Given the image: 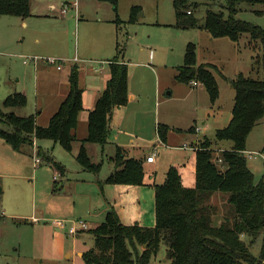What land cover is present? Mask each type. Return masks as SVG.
<instances>
[{
	"label": "rangeland",
	"instance_id": "1",
	"mask_svg": "<svg viewBox=\"0 0 264 264\" xmlns=\"http://www.w3.org/2000/svg\"><path fill=\"white\" fill-rule=\"evenodd\" d=\"M51 5L55 8H50ZM226 5L227 0H188L186 9L202 25L208 10L225 12L227 17ZM135 6L141 7L144 15L139 24L132 25L128 22ZM64 9L68 10L66 15L61 13ZM261 10H264L262 5L243 4L236 18L264 28V14H257ZM30 13L25 19L0 17V110L3 113L34 116L39 126L46 127L67 96L72 64L80 67V86L85 85L83 89H88V94L93 92L103 74L102 61H112L117 56V52L107 56L100 49L102 38L113 36L112 44L123 51L120 61L134 70L132 89L139 96V102L130 107L133 111H129L128 125L121 127L116 138L124 142L138 138L155 143L158 125L167 128V145L160 144L156 149L155 145L126 148L127 157L143 161L144 171L149 179L153 177L155 185L165 182L171 166L192 163L195 150L190 147L204 137L212 141L217 152L233 148L231 141L216 139V131L227 127L232 118L235 90L229 80L240 74L263 79L262 70L253 66L254 53L247 39L242 40L239 48L229 38L216 39L201 29H177L174 0H118L116 11L110 3L100 0H32ZM100 18L114 22L115 25L108 27L109 33L98 29ZM117 19L122 21L120 25L116 24ZM190 43L196 46L198 66L216 67L213 74L219 96L214 103L202 83L194 87L174 80L176 70L184 65ZM76 57L80 62H72ZM52 58L65 60L62 70H57V64L44 63ZM33 59L38 60L39 69L31 62ZM158 85L161 94H157ZM168 92L170 98L166 96ZM15 93L26 95L25 107L5 106L6 99ZM85 111L79 115L77 140L70 150L41 139L17 152L0 138V178L4 192L0 264H87L82 254L95 247L90 233L95 224L84 214L88 211L87 201L74 195L87 193L93 199L94 210L97 213L102 210L99 200L106 202L110 187L106 180L115 169L112 159L117 146L83 142L88 137V119L82 120ZM135 118L143 120L141 125L134 124ZM191 127H196L197 136L188 132ZM0 129L13 131L1 120ZM185 144L188 149L181 148ZM82 145L92 162L101 165L98 174L83 170L78 162ZM35 151L41 153L38 157L42 163L38 165H35ZM150 153L156 154L154 164L146 162ZM245 154L255 183L261 182L264 180V119L250 131ZM54 163L64 167L65 175L57 172ZM154 190H150L153 196ZM224 199L220 196L212 199L222 213L226 208ZM220 217L221 214L217 218ZM56 221H87L89 229L72 236L66 230L56 229ZM247 240L248 243L250 239ZM262 244L261 238L251 249L255 257L259 256ZM164 259L165 248L156 264Z\"/></svg>",
	"mask_w": 264,
	"mask_h": 264
},
{
	"label": "trees",
	"instance_id": "2",
	"mask_svg": "<svg viewBox=\"0 0 264 264\" xmlns=\"http://www.w3.org/2000/svg\"><path fill=\"white\" fill-rule=\"evenodd\" d=\"M110 3L117 10L118 0H100ZM188 0H174L176 28L201 29L213 38H229L239 48L242 40H248L253 50V63L260 68L263 79H252L243 74L229 80L235 90L232 118L227 127L216 131L218 141H231L229 151H215L213 143L204 137L196 143L192 163L171 166L166 180L154 185L156 200V225L138 223L125 225L117 211L111 208L105 220L95 229V247L83 254L87 264H156L165 248L161 264H258L264 262V180L255 183L248 167L246 144L250 131L264 119V28L237 19L243 4L262 5L264 0H227L225 12L208 10L201 25L193 12L186 9ZM31 0H0V17L15 16L23 19L31 16ZM190 13V14H189ZM264 14V10L257 11ZM144 15L141 7H133L129 24H139ZM122 21L117 19L116 24ZM123 53V51H122ZM122 53L117 45V56L110 62V78L88 117V137L84 143L105 147L110 143L112 126L117 110L130 101V66L120 61ZM212 64L197 65L196 46L190 43L185 53L184 65L177 69L178 83L190 85L202 83L214 103L219 88ZM69 91L46 127L37 124L36 117H19L0 110V120L11 127L12 132L0 129V138L19 152L25 145L48 139L68 150L77 140L78 118L84 111L85 89L80 86V67L73 65L69 73ZM27 97L23 93L10 95L5 102L8 108L25 107ZM181 131V130H179ZM160 142L167 139V128H157ZM196 134L194 127L188 131ZM126 149H116L114 172L108 177V185H145L146 173L141 159L126 156ZM40 151L38 155H40ZM83 170L98 174L101 165L92 162L85 146L77 156ZM58 173L65 175L64 167L54 163ZM155 182V180H154ZM3 187L0 178V217L3 215ZM215 196L224 199L222 213L212 203ZM222 215L218 219V215ZM82 233L81 231L78 233ZM262 238L258 257L251 249ZM247 239H250L248 241ZM260 261V262H259ZM264 264V263H263Z\"/></svg>",
	"mask_w": 264,
	"mask_h": 264
},
{
	"label": "crops",
	"instance_id": "3",
	"mask_svg": "<svg viewBox=\"0 0 264 264\" xmlns=\"http://www.w3.org/2000/svg\"><path fill=\"white\" fill-rule=\"evenodd\" d=\"M50 8L54 9L55 6L51 5ZM65 19H67V18H65ZM97 23H99L98 29L101 31H104L106 34L111 31L108 28L109 25L110 26L115 25L113 21H108V20L104 21L101 18L99 19V21H97ZM78 27H80V26H78ZM112 39H113V36L112 37L108 36L106 38H102V40H101L100 49L103 51H106L107 56H112L111 54H115L117 52V47L115 48V45L112 44ZM52 59H54V58H52ZM55 60H57V62H59L58 65L61 66L60 70H62V68L65 65L64 64L65 60L60 59V58L55 59ZM62 60H64V61H62ZM72 62H77V63L80 62L79 57L72 59ZM110 62H111L110 60L102 61L101 71L103 72V74L99 77L98 82L93 87L94 88L93 92L88 94V89H85V93L83 96V103H84V108L86 109V111H85V116L82 117V120L88 119L89 112L94 109L96 102H97V99L101 96V94L103 93V91L106 88L107 82L110 78ZM44 63L47 64L46 61H44ZM25 65H27V64H25ZM36 65L37 64H35V66ZM39 65L36 66V69H39ZM74 65H76V64H74ZM71 66H73V64ZM129 66L131 68L130 69V74H131L130 101L126 107L121 108V109L117 110V112H116L115 120H114V123L112 126L113 129H112V133H111V140H110L109 144H115L117 147L120 146V147H123L125 149L132 147V146L135 147V146H147V145H150V146L155 145V146H153V148L156 149L160 146V144L167 145L166 142L165 143L160 142L159 136H158V141L155 143H149L143 139H138V138L135 140H131L130 142L129 141L124 142V141H122V139L120 137L116 138V136L120 132L121 127L122 126L124 127L125 123H126V125H128V114H129V111L132 110V109L130 110L131 105L139 102V100H138L139 96H137L133 92V89H132L134 70L132 69L131 65H129ZM57 70H59V69H57ZM176 72H177V70H176ZM175 76H176V74H175ZM175 76H174V80L176 81ZM68 82H69V79H68ZM84 87H85V85L83 86V88ZM194 87H199V83L197 86H194ZM68 91H69V84H68ZM67 94H68V92H67ZM157 94H161V87L159 85L157 86ZM166 96H167V98H170L171 92H168L166 94ZM134 122H135L134 124L141 125L143 120H139L138 118H135ZM174 131H179V130L174 129ZM157 134H158V132H157ZM192 135L197 136V132H196V134H192ZM167 139H169V138L167 137ZM167 139H166V141H167ZM115 140H117L116 143L114 142ZM191 147H194V146H191ZM154 154L155 153H150L147 156V158L149 156L154 155ZM155 162H156V159L153 163H149V162H147V163L148 164H154ZM98 179H99V177H98ZM154 185H155V183H154L153 177H151L149 179L148 176L146 177L145 185L142 187H135V186H128V185H114V186L110 185V187L107 188L108 189L107 190V196L104 194L105 198H106V202H102L101 199L99 200L101 202V206H102V210L99 213H97L94 210L93 199L87 193H86L87 196L86 195L78 196V194H75L74 196L75 197H83L85 199V201H87L86 202V208L88 209V211H85L84 214L91 220V221H89L90 223L95 224L94 229L96 227H98L105 220L107 212L110 211L111 208H114L117 211L121 221L125 225H133L135 223H138L142 226L154 227L156 225V200H155V190H154L155 187H154ZM152 188L154 190V196L151 194L153 192L150 193V190ZM89 222H87V225ZM89 226H90V224H89ZM56 229H58V228H56ZM82 256H83V254H82Z\"/></svg>",
	"mask_w": 264,
	"mask_h": 264
},
{
	"label": "built area",
	"instance_id": "4",
	"mask_svg": "<svg viewBox=\"0 0 264 264\" xmlns=\"http://www.w3.org/2000/svg\"><path fill=\"white\" fill-rule=\"evenodd\" d=\"M67 12H68V10L67 9H64V10H62L61 13H62V15H66ZM31 62H34L35 64H37L38 63V60L37 59H33V60H31ZM25 63L27 64L28 61H25ZM46 63L47 64L48 63H51L52 65L57 64L58 69L59 70L61 69V66L58 65L59 62H57V60H55V59H48L46 61ZM192 85L197 86L198 83L197 82H193ZM183 148L188 149V147L186 145H184L182 147V149ZM191 148L192 147H190V149ZM34 149H37L36 148V143H35ZM34 153H36V155L34 157L35 158L34 159L35 160V165H38V164L42 163V161L38 157L37 151H35ZM249 156L252 157L253 156V153H249ZM155 159H156V154H154L152 156H149L147 158V162L153 163L155 161ZM35 167H37V166H35ZM55 227L58 228V229H60V230H66L68 232V234L69 235H72V236L77 235L80 231H84V230H88L89 229L87 223L84 222V221L83 222L76 221V222H72V223H70L68 221H56Z\"/></svg>",
	"mask_w": 264,
	"mask_h": 264
}]
</instances>
